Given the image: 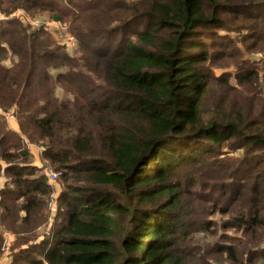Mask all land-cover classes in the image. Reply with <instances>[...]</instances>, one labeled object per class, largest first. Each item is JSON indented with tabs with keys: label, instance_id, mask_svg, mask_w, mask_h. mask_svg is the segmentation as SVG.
I'll return each mask as SVG.
<instances>
[{
	"label": "trees",
	"instance_id": "1",
	"mask_svg": "<svg viewBox=\"0 0 264 264\" xmlns=\"http://www.w3.org/2000/svg\"><path fill=\"white\" fill-rule=\"evenodd\" d=\"M17 9L55 14L78 52L0 22V109L63 184L31 243L53 190L0 116L9 264H264V64L213 73L237 51L223 32L264 51V0H0ZM228 92L242 106L226 114Z\"/></svg>",
	"mask_w": 264,
	"mask_h": 264
},
{
	"label": "rangeland",
	"instance_id": "2",
	"mask_svg": "<svg viewBox=\"0 0 264 264\" xmlns=\"http://www.w3.org/2000/svg\"><path fill=\"white\" fill-rule=\"evenodd\" d=\"M55 14L53 13H49L46 11H24L22 9H17L13 12H11L10 14H8V16H5V13L0 11V22H5L6 19H18L20 21H22L23 25H26L29 31H36L38 29H42L44 31L47 32V34H49L51 36L52 39L56 40V33H57V29L59 27V25L61 26H65L68 29V25L67 23L65 24V22L63 23L61 20L62 19H58L56 18V16H54ZM4 18V19H3ZM39 22L42 23L43 26L42 27H38L34 25V22ZM64 21V20H63ZM69 31V30H68ZM70 32V31H69ZM224 34L230 36L231 38H233V40L235 41V45L237 48V51H235V53H233V46H231L230 48H227L225 50V52L227 53L226 55H222L221 58H218L217 60L214 61V67H213V73L214 75H220L224 72H229V73H233L235 71V66L240 62H244L245 63V67H259V69L263 66L264 64V51H260L258 48V45L255 49H252L251 47V40L247 37H244L246 39V41H241L243 39V36H240L241 32L240 31H232V32H223ZM73 35V34H72ZM76 38V37H75ZM59 43V42H58ZM78 43V41H77ZM60 46H62L60 43L58 44ZM78 46V45H77ZM64 48V51L70 55V56H74L77 54L78 49L77 50H72V52H69V50L65 47L62 46ZM12 60V58H11ZM11 60H8V64L11 63ZM230 84L234 87L237 88L236 82L234 79L230 80ZM238 90V89H237ZM242 90V89H241ZM219 87L215 86L213 88V92H216L214 94V100H216V96L219 93ZM243 94L246 97H250L252 96L251 92H246L244 90ZM228 102L230 104V107L227 108L226 110H224V113H228L231 111H235L238 108L240 109L242 105L238 106L237 108L233 109L234 106L236 104H238V102L242 99L240 96L235 95L231 92H228ZM56 95L59 98H63V92L61 89H57L56 90ZM264 95V94H263ZM245 102H244V107L248 108V106H245ZM214 106V105H213ZM213 106L209 107L208 109L206 108L205 105V110L207 113H210L211 110H215L213 109ZM2 110L0 109V116L2 117V119L7 123V128L8 130L12 131V132H16L18 135H21L17 129V124H18V120L16 118L13 119L11 117L12 112L11 110H6V112H1ZM9 111V112H8ZM253 111V109H252ZM11 112V113H10ZM5 113H9L11 115L6 116ZM23 141L26 143V147L29 151V154L31 156V164L36 166L38 169H40L41 173L44 174V176L47 178L48 183L51 184V189L52 194L50 196V200H49V205H51V207L47 208L48 211V219H47V223L39 230H36L35 233L32 235V241L31 243H38L39 241H41L45 235H47V233L50 230V227L52 225V221H53V215L55 212V203H54V199L55 197L58 196V194L61 192L62 190V182L60 180V175L58 176V178L55 181H49L48 179V171H54V172H60L55 170V168L48 162V160L43 158V154L42 152L44 151L45 147L41 144H31L29 143L26 138L24 136H22ZM6 178L3 175H0V187L8 185L7 182H5ZM216 221H221V217L220 216H216L214 218ZM219 223V222H218ZM219 226V225H218ZM218 233H229V235H234L232 232H230L229 230L227 232H222V230H218ZM2 235H3V245H2V249L0 252V264H9L12 260V254L14 251L17 250V247L15 245L19 244V241L17 239V236L14 233H11L9 231H2ZM27 237H29L30 235H26ZM207 237V236H206ZM209 238H206L207 241H217L218 239V235H209ZM205 238V236L203 237Z\"/></svg>",
	"mask_w": 264,
	"mask_h": 264
},
{
	"label": "built area",
	"instance_id": "3",
	"mask_svg": "<svg viewBox=\"0 0 264 264\" xmlns=\"http://www.w3.org/2000/svg\"><path fill=\"white\" fill-rule=\"evenodd\" d=\"M4 19V18H3ZM8 19V18H7ZM6 19V20H7ZM34 25L35 26H38V27H42L43 24L42 23H39V22H34ZM56 39L57 41L62 45V46H65L69 52H72V50H77L78 49V43H77V39L75 38L74 35H72L68 29L65 27V26H61L59 25L58 29H57V33H56ZM1 112H6V111H1ZM9 112V111H8ZM12 112V111H11ZM10 112V113H11ZM6 116L8 115H11L9 113H5ZM11 117L14 119L15 118V115L14 113L12 112V115ZM60 175L59 172H54V171H48V179L49 181H55L58 176ZM51 207V205L48 204V208Z\"/></svg>",
	"mask_w": 264,
	"mask_h": 264
}]
</instances>
